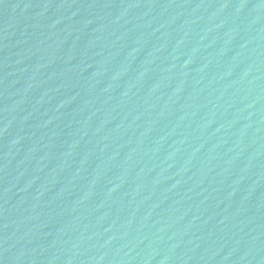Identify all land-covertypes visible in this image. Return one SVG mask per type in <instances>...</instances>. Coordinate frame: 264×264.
<instances>
[{"label": "water", "instance_id": "obj_1", "mask_svg": "<svg viewBox=\"0 0 264 264\" xmlns=\"http://www.w3.org/2000/svg\"><path fill=\"white\" fill-rule=\"evenodd\" d=\"M0 264H264V0H0Z\"/></svg>", "mask_w": 264, "mask_h": 264}]
</instances>
